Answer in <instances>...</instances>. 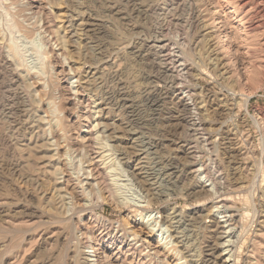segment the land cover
<instances>
[{"label": "rangeland", "instance_id": "1", "mask_svg": "<svg viewBox=\"0 0 264 264\" xmlns=\"http://www.w3.org/2000/svg\"><path fill=\"white\" fill-rule=\"evenodd\" d=\"M241 1L0 0V264H85L92 250L105 264H196L211 238L189 217L222 220V200L236 215L222 260L264 264V12ZM69 16L80 18L74 35ZM158 40L164 49L148 47ZM103 61L114 66L93 76ZM150 85L157 105L142 92ZM86 130L93 145L75 148ZM188 153L207 170L202 185L217 180L211 196L181 179ZM89 155L106 170L105 197L85 180ZM143 157L146 187L132 174ZM170 213L174 227L157 219Z\"/></svg>", "mask_w": 264, "mask_h": 264}, {"label": "bare ground", "instance_id": "2", "mask_svg": "<svg viewBox=\"0 0 264 264\" xmlns=\"http://www.w3.org/2000/svg\"><path fill=\"white\" fill-rule=\"evenodd\" d=\"M260 5H259V10L260 11H262V12H264V0H259V2H258ZM258 3H256V4H258ZM250 4V0H242L241 1V3H240V5L242 6V7H247L248 5ZM255 4V5H256ZM239 5V6H240ZM251 5V4H250ZM258 6V5H257ZM41 7V6H40ZM250 8V7H249ZM37 9V8H36ZM39 9V8H38ZM257 9V8H256ZM259 12V11H258ZM70 15V14H69ZM43 18L45 17V16H47V14H46V11L45 12H43ZM46 18V17H45ZM79 18V17H78ZM78 18H77V16L76 17H74V16H69V17H67L66 19H65V21H64V23L66 24L65 26H67L66 27V29H68L70 32V35H74V33H77V32H74L75 30H73L72 28H73V26L76 24V21L78 20ZM80 19V18H79ZM46 20V19H45ZM45 20H44V22H45ZM96 22L100 25V26H102L103 24H102V22L100 21V20H96ZM261 22V21H260ZM259 24V23H258ZM52 25V24H51ZM81 25V24H80ZM80 25H77V26H80ZM76 26V25H75ZM259 26H260V24H259ZM51 26H49L48 24H47V22L46 23H44V29L46 30V32H52V30H51ZM76 29V28H75ZM80 29V28H79ZM78 29V30H79ZM67 30V31H68ZM53 32H55V31H53ZM52 32V33H53ZM72 32H74V33H72ZM51 35V34H50ZM164 40V39H163ZM144 42V41H143ZM149 43V42H148ZM151 43V42H150ZM166 43V42H165ZM147 44V43H146ZM148 45V47H157V48H159V49H164V47H165V45L166 44H163V41L162 40H158V41H155L153 44H147ZM142 47V46H141ZM60 48V47H59ZM124 48V47H123ZM120 49V48H119ZM150 49V48H149ZM10 50V49H9ZM141 50V49H140ZM158 50V49H157ZM63 51V50H62ZM65 51V50H64ZM153 51V50H152ZM161 51V50H160ZM139 52V51H138ZM162 52V51H161ZM166 54V53H165ZM15 55V54H14ZM13 56V55H12ZM170 56V55H169ZM184 56V55H183ZM162 57V56H161ZM213 60H217V59H213ZM217 62V61H216ZM218 62H219V60H218ZM217 62V63H218ZM114 64V63H113ZM112 63L110 64L109 63V61H103L100 65H99V67H97V68H93L92 70H94V72L92 71V74H93V76L96 74L97 75V73L99 72H102V71H109V70H111V68H112V66H114ZM116 64V63H115ZM217 65H219V64H217ZM168 68V67H167ZM166 70V69H165ZM114 71H116V70H113V74H114ZM110 72V71H109ZM90 73V72H89ZM98 73V74H99ZM103 74V73H102ZM87 77V78H86ZM91 77V76H90ZM90 77H88V76H85V80H84V84L85 85H88V83H90L91 81H89L90 80ZM106 77V76H105ZM98 79V78H97ZM96 80V79H95ZM16 82V81H15ZM118 83V82H117ZM123 85V84H122ZM123 87H121V89H122ZM125 89V88H124ZM125 91L126 90H120V94H121V96H124V97H126V94H125ZM156 91H158V89H157V87L156 86H153V85H150V86H148V87H144V89H143V93H144V95L147 97V99L148 98H150V99H152V102H153V104H155V105H157L159 102H161V101H159V99L156 97V95H155V92ZM175 96V95H174ZM108 97V96H107ZM124 97H123V99H124ZM186 97V96H185ZM177 100H178V106L180 107V108H182L185 112L187 111H189V108H188V103H187V101L186 100H184V98L183 97H181L180 96V93L177 95ZM146 99V100H147ZM120 100V99H119ZM124 104L125 105H127L126 106V109H130V108H133V106L134 107H137V102L136 101H131V100H128L127 98H125L124 100ZM119 102V101H118ZM161 104V103H160ZM63 106V105H62ZM154 106V105H153ZM65 109V108H64ZM132 111V110H131ZM193 112V111H192ZM181 113V112H180ZM189 113V112H188ZM186 114V113H185ZM191 115H192V113H190ZM189 114V115H190ZM185 116H187V115H185ZM183 118V117H182ZM181 118V119H182ZM185 118V117H184ZM193 118V117H192ZM190 119V118H189ZM190 123V122H189ZM59 124V123H58ZM195 125V124H194ZM197 125V124H196ZM95 126V125H94ZM194 129V128H193ZM158 131V130H157ZM129 132V131H128ZM130 134V133H129ZM204 134V133H203ZM93 135V134H92ZM200 135H202V134H200ZM91 133H90V131H88V130H86L85 131V133H84V136L81 138V140H80V143L81 144H78V143H74L75 145H73L75 148L76 147H79V146H81V147H84L85 149L86 148H90V145H91V143L93 142L92 141V139H91ZM184 140V139H183ZM202 140V139H201ZM120 141V140H119ZM137 141V140H136ZM186 141V140H185ZM185 143V142H184ZM78 144V145H77ZM92 145H93V143H92ZM136 146V145H135ZM140 146V145H139ZM139 146H137V147H139ZM181 146V145H180ZM191 147V146H190ZM121 148V147H120ZM128 148V147H127ZM130 148V147H129ZM227 148V147H226ZM228 148H230V147H228ZM90 150V149H89ZM88 150V151H89ZM178 150V149H177ZM207 150V149H206ZM190 152V151H189ZM186 153V152H185ZM188 154H190V155H188ZM187 154V159H189V160H187L188 162H186V165H185V167L183 168V170L182 171H180V173H179V171L176 173V172H172L171 174H169V176H172V178H174L173 177V175L174 174H180L181 176V179H182V176H191V178L193 179H191L192 181L191 182H193V183H190L191 185H189V187L190 188H188L189 190H191V192L190 193H194V194H198V195H200V194H203V195H205V196H211L213 193H215L216 192V190L217 189H219V188H217L216 186H217V180H216V182H210L211 184H207V185H202L201 184V181H200V175H201V172H206L207 170H206V168L203 166V164H201V166L200 167H197V164H196V156H194L193 154L191 155V153H188ZM140 155H142L143 156V153L142 154H140ZM148 155V154H147ZM175 155V154H174ZM122 156H123V158H124V160L126 161V163H127V165L129 166V167H131V164H132V162H134L133 160L131 161V156L129 157L127 154H126V152H124V149L122 150ZM138 156V155H137ZM101 157V156H100ZM135 157V156H134ZM146 157V156H145ZM145 157H143V158H138L137 159V162L138 163H136L135 164V167H134V169L132 170V174H133V178H135L137 181H138V183L137 184H140V185H145V187H146V184L148 183H146V181H148L147 179H145V178H147V176H143L144 174H145V167H144V160H145ZM172 157V156H171ZM176 157V156H175ZM122 158V159H123ZM174 158V157H173ZM196 158V159H195ZM232 157L231 156H229L228 157V159L230 160ZM178 159V158H177ZM179 159H180V157H179ZM234 160V159H233ZM239 160V159H238ZM185 161V160H184ZM173 162V161H172ZM174 162H176V161H174ZM46 163V162H45ZM229 163V162H228ZM141 164V165H140ZM237 164V163H236ZM101 165V163H100V161L97 159L96 160V157L94 156H92V155H89V158L87 159V164H86V170H85V173H86V177H85V180L87 181V185L90 187V189L92 190V191H94V193L96 192V194L98 193V195H100L101 196V198H102V196L104 195V194H109L110 193V191H109V183H108V176H107V173H106V170L103 168V166H100ZM176 167V166H175ZM174 167V168H175ZM197 167V168H196ZM132 168V167H131ZM218 170V169H217ZM175 171V170H174ZM177 171V170H176ZM38 172V171H37ZM84 173V172H83ZM168 174V173H167ZM166 174V175H167ZM206 174V173H205ZM252 175V174H251ZM165 176V175H164ZM205 176V175H204ZM229 176V175H228ZM233 176L235 177L236 176V173H233ZM168 177V176H167ZM233 177V178H234ZM55 178V177H54ZM215 178V177H214ZM56 179V178H55ZM135 179H134V181H135ZM150 179H152V178H150ZM168 179V178H167ZM180 179V178H179ZM178 178L176 179V180H179ZM210 179V178H209ZM219 179V178H218ZM169 180H170V178H169ZM174 180V179H173ZM213 180V179H212ZM230 180V179H229ZM234 180H235V178H234ZM233 180V181H234ZM56 181H57V179H56ZM219 181V180H218ZM73 182V181H72ZM80 182V181H79ZM61 183V182H60ZM62 183H66L67 185H69L70 187H72V190H76V189H78V188H76L74 185H71V179L69 178V177H67V179H64L63 180V182ZM82 183V182H81ZM151 183V182H150ZM220 183V182H219ZM228 183V182H227ZM221 184V183H220ZM219 184V185H220ZM56 185V184H55ZM86 185V184H85ZM66 187V186H65ZM144 187V186H143ZM208 187V188H207ZM209 187H211V188H209ZM221 187V186H220ZM253 187V186H252ZM224 188V187H223ZM67 189V188H66ZM88 190V189H87ZM90 190V191H91ZM111 190V189H110ZM153 190V189H152ZM113 191V190H112ZM149 191V190H148ZM219 191V190H218ZM250 191V190H249ZM262 191V190H261ZM76 192V191H75ZM78 192V191H77ZM73 193V192H72ZM113 193V192H112ZM218 193H220V192H218ZM239 193V192H238ZM147 194V193H146ZM193 194V195H194ZM217 194V193H216ZM95 195V194H94ZM197 195V196H198ZM244 196V195H243ZM90 197V196H89ZM104 197H105V195H104ZM68 198V197H67ZM262 198L264 199V191H263V193H262ZM223 199H225V198H223ZM226 201H220L219 203L221 204V206H214L215 208H217L218 209V213H221V218H222V220H216V218L213 216V214H212V212L211 211H213V210H210V212H208L207 214H206V216H203V217H207V218H210V221H208V222H206V219H205V221H204V219H203V217H202V215L201 214H198L197 215V213L195 214L194 213V216L195 217H189L190 219H189V221L192 223V225H193V227L195 228V232L196 233H198V235L200 234V232L201 231H208V234L210 233V237L209 238H211L210 239V241H207L206 243H205V245L203 246V249H201L202 250V253L200 252V256H197V259H195V257H194V263H196V264H227V263H230V261L231 260H229L230 259V257H232V254H230V256H228L226 259H223L222 260V256H226V255H228L229 254V252H227V253H220L219 252V249L220 248H222L223 246H224V244H220V241L223 239V235L224 234H229L230 233V230L232 231V229L231 228H229L232 224H231V222L232 221H234V219H235V217H236V215L234 214V210L232 209V207L231 206H229V205H227L226 203H225ZM218 203V204H219ZM137 205V204H136ZM138 206V205H137ZM138 207H140V208H142L143 206H138ZM69 208V207H68ZM82 208V207H81ZM235 208V207H234ZM210 209V208H209ZM213 209V208H212ZM216 209V210H217ZM200 212V211H199ZM240 212V211H239ZM173 214V215H172ZM141 217V219H142V221H141V223L140 224H143V225H147V223H148V221H150L149 219H148V221H145V217L147 216V212L146 213H140L139 215H138V217ZM139 217V218H140ZM148 218L150 217V216H147ZM179 217V215H175L174 213H170L169 215H166V216H163L162 218H161V215H159V217L157 218L158 220H159V218L161 219V221L162 222H164V223H168L169 225H170V227H174L175 226V224L177 223V222H175L176 221V219ZM239 218V217H238ZM218 219V218H217ZM139 220V219H138ZM147 220V219H146ZM156 220V219H155ZM158 220H156L155 221V223L157 224L158 222ZM186 220V219H185ZM144 221H145V223H144ZM161 221H159V222H161ZM161 222V223H162ZM154 223V224H155ZM206 223H210V224H206ZM236 223V222H235ZM187 224H190V223H188L187 222ZM239 224V223H238ZM150 225V224H149ZM151 226V225H150ZM156 226V225H155ZM154 225L152 226L153 228L155 227ZM153 228H151V229H149L150 230V232L151 231H153L154 232V229ZM175 228H177L178 229V227H175ZM160 229H158L157 230V232L159 231ZM179 230V229H178ZM139 231H141V230H139ZM130 232V231H129ZM131 232H133L132 234H134L133 236H134V238L135 237H137L138 235V233H137V231L136 230H132ZM195 233V234H196ZM86 234H87V232H86ZM176 234L178 235V239H181L178 243H181V241H182V238H181V236H182V233L181 232H178L177 230H176ZM181 234V236H179ZM84 235V234H83ZM89 235V234H88ZM91 235V234H90ZM129 235V234H128ZM197 235V234H196ZM184 236V235H183ZM89 236H86V238H88ZM161 237V236H160ZM84 238H85V236H84ZM93 238V237H92ZM133 237H131V239H132ZM134 238L132 239V240H134ZM91 238H89V240H90ZM93 240V239H92ZM132 240H130V241H132ZM88 241V240H87ZM135 241H136V238H135ZM162 241V240H161ZM161 241H159V242H161ZM86 242V241H85ZM93 242V241H92ZM198 242V241H197ZM227 242H230V241H226V243ZM89 243V242H88ZM158 243V242H157ZM86 244V243H85ZM93 244H94V242H93ZM165 244V243H164ZM229 244V243H228ZM126 245H127V243H126ZM129 246H130V244H128ZM182 245V244H181ZM77 246V245H76ZM178 246V245H177ZM227 247L228 246H230V247H232V244H230V245H226ZM74 247V246H73ZM93 247H94V245H93ZM92 247V248H93ZM148 247V246H147ZM185 247V246H184ZM184 247H181V248H183L184 249ZM187 247V246H186ZM185 247V248H186ZM78 248V247H77ZM91 248V247H90ZM95 248V247H94ZM169 248H170V246L168 247V245H162V247H160V245H157V246H155L154 244H152L151 245V249L153 250V253L154 254H156V255H158V256H163V255H165L166 253L165 252H169ZM173 248V247H172ZM174 248H176V247H174ZM189 248V247H188ZM97 249V248H96ZM130 249V248H129ZM167 249V250H166ZM98 250V249H97ZM166 250V251H165ZM175 250V249H174ZM174 250H172V251H174ZM185 250H187V249H185ZM171 251V250H170ZM176 251V250H175ZM92 252V254L93 255H90V259H88V258H86L85 260V264H89V262H92L93 264H105L103 261V258H101V255H100V253H98L96 250H92L91 251ZM189 252V251H188ZM230 252H232V251H230ZM184 253V252H183ZM196 253V252H195ZM152 254V253H151ZM168 254V253H167ZM188 255V254H187ZM71 258V257H70ZM193 258V257H192ZM191 258V259H192ZM91 263V264H92ZM193 263V262H192Z\"/></svg>", "mask_w": 264, "mask_h": 264}]
</instances>
